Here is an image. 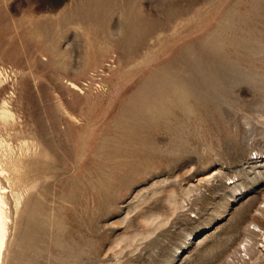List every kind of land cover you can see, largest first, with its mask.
Returning <instances> with one entry per match:
<instances>
[{"label": "rangeland", "instance_id": "1", "mask_svg": "<svg viewBox=\"0 0 264 264\" xmlns=\"http://www.w3.org/2000/svg\"><path fill=\"white\" fill-rule=\"evenodd\" d=\"M3 107L5 264H264V0H0Z\"/></svg>", "mask_w": 264, "mask_h": 264}, {"label": "bare ground", "instance_id": "2", "mask_svg": "<svg viewBox=\"0 0 264 264\" xmlns=\"http://www.w3.org/2000/svg\"><path fill=\"white\" fill-rule=\"evenodd\" d=\"M3 106H5V105H3ZM7 108V107H6ZM6 108H0V118H6L7 116H10L11 114H12V112H11V114L9 115V111H7L6 110ZM187 108V107H186ZM189 109H190V107H189ZM9 110V109H8ZM186 110V109H185ZM195 111H193V113H194ZM186 115H187V113H186ZM197 115V114H196ZM11 117V116H10ZM189 117V116H188ZM8 118V117H7ZM11 118H13V117H11ZM10 118V119H11ZM13 120V119H12ZM12 122V121H11ZM170 122V121H169ZM173 122V121H172ZM172 126V125H171ZM3 143V142H2ZM4 144V143H3ZM7 144V143H6ZM2 147L5 149V147H4V145H2ZM3 148H2V150H3ZM0 149H1V141H0ZM2 150H0V151H2ZM12 150V149H11ZM7 154V153H6ZM7 156H9V153H8V155H6V157H5V155H4V157L7 159ZM13 156V155H12ZM27 156V155H26ZM2 157H3V155H2ZM2 157H0V159L2 158ZM10 157H11V155H10ZM13 158V157H12ZM17 158V157H16ZM22 159V158H21ZM20 159V160H21ZM5 160V159H4ZM9 160V159H8ZM15 161V160H14ZM7 164H8V162L6 163V161H3V159H2V161L0 162V264H5L6 263V257H7V254H8V249H9V241H10V237H12L11 236V224H12V219H11V210H10V206H9V201H8V189H7V187L2 183V181H1V176H5V174H6V171H7V169H6V166H7ZM12 167V166H11ZM17 168H20V167H17ZM14 170H16V168L14 169ZM10 171V170H9ZM18 171V170H17ZM14 172V171H13ZM11 173V172H10ZM9 173V174H10ZM15 173V172H14ZM17 173H15V175H16ZM10 176H13V175H10ZM8 178V177H7ZM6 178V179H7ZM32 178V177H31ZM5 179V180H6ZM10 179V178H9ZM12 180V179H11ZM55 180V179H54ZM7 181H8V179H7ZM30 183V182H29ZM6 184V183H5ZM15 184V183H14ZM26 184V183H25ZM13 185V184H12ZM13 187V186H12ZM11 187V188H12ZM10 188V187H9ZM19 188V187H18ZM17 188V189H18ZM23 188H25L24 187V185H23ZM10 190V189H9ZM24 190H26V189H24ZM11 191V190H10ZM20 191H18V193H19ZM22 192V191H21ZM26 193V192H25ZM13 194V193H12ZM11 194V195H12ZM11 198H12V196H10ZM15 197V196H14ZM22 198H24V197H22ZM15 199L17 200V201H19V197L16 195V197H15ZM13 201H14V198H13ZM13 203V202H12ZM13 205V204H12ZM15 207V206H14ZM18 207V206H17ZM16 209V208H15ZM15 211H17V209L15 210ZM18 212V211H17ZM14 213V212H13ZM16 213V212H15ZM14 217V216H13ZM17 220V219H16ZM258 220V219H257ZM14 221V220H13ZM256 221V220H255ZM17 222V221H16ZM260 222V221H259ZM14 226V225H13ZM16 228V227H15ZM14 228V229H15ZM13 229V230H14ZM256 231V230H255ZM13 232H15V231H13ZM249 233L250 234H253V233H255L254 231H249ZM16 235V234H15ZM17 237V236H16ZM15 237V238H16ZM264 237V236H263ZM13 239V238H12ZM249 242V241H248ZM16 243V242H15ZM248 244V243H247ZM263 245V247H264V244H262ZM243 246V245H242ZM10 248H12L11 246H10ZM246 253V255H248L249 256V260L251 259V258H253V256L251 257L250 255H253L254 253H257V251H256V249L253 247V246H243V248H242ZM11 251V250H10ZM263 252V251H262ZM249 253H250V255H249ZM247 256V257H248ZM259 256V255H258ZM262 258H263V256H262ZM13 259V258H12ZM7 260H8V258H7ZM13 263V262H12ZM251 263V262H250ZM249 263V264H250Z\"/></svg>", "mask_w": 264, "mask_h": 264}]
</instances>
